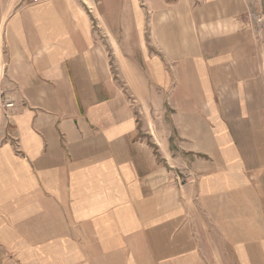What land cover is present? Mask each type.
<instances>
[{"label": "crops", "instance_id": "crops-1", "mask_svg": "<svg viewBox=\"0 0 264 264\" xmlns=\"http://www.w3.org/2000/svg\"><path fill=\"white\" fill-rule=\"evenodd\" d=\"M1 88L0 264H264V0H0Z\"/></svg>", "mask_w": 264, "mask_h": 264}, {"label": "built area", "instance_id": "built-area-1", "mask_svg": "<svg viewBox=\"0 0 264 264\" xmlns=\"http://www.w3.org/2000/svg\"><path fill=\"white\" fill-rule=\"evenodd\" d=\"M50 0H35V2L43 3ZM15 106V99L10 96L5 88L0 89V108L10 110Z\"/></svg>", "mask_w": 264, "mask_h": 264}, {"label": "rangeland", "instance_id": "rangeland-1", "mask_svg": "<svg viewBox=\"0 0 264 264\" xmlns=\"http://www.w3.org/2000/svg\"><path fill=\"white\" fill-rule=\"evenodd\" d=\"M214 257H212V259H213ZM217 258V257H216Z\"/></svg>", "mask_w": 264, "mask_h": 264}]
</instances>
